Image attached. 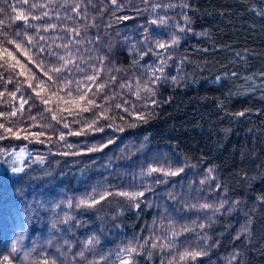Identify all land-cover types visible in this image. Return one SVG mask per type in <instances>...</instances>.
Instances as JSON below:
<instances>
[{
    "label": "trees",
    "instance_id": "16d2710c",
    "mask_svg": "<svg viewBox=\"0 0 264 264\" xmlns=\"http://www.w3.org/2000/svg\"><path fill=\"white\" fill-rule=\"evenodd\" d=\"M0 125V264H264V0H0Z\"/></svg>",
    "mask_w": 264,
    "mask_h": 264
},
{
    "label": "snow or ice",
    "instance_id": "6c2138e0",
    "mask_svg": "<svg viewBox=\"0 0 264 264\" xmlns=\"http://www.w3.org/2000/svg\"><path fill=\"white\" fill-rule=\"evenodd\" d=\"M21 18H23V17H22V16H21V17H18V19H21ZM159 46H160L161 48L165 47V45H163V44H161V45H159ZM5 54H6L8 57H10L11 59H13V60L16 59V58L12 55V53L7 52V50H5ZM17 63H19V61H17ZM54 71H57V72H58V71H60V69H54ZM22 74H23V73H22ZM88 79H89V80H93V79H95V77L89 76ZM29 87H32V85L29 84ZM37 87H40V86L38 85ZM41 91H43V88H41ZM36 95L39 96V95H40V92H37ZM85 99H87V95H86V94H85V95H82V96L79 98L78 101H73V103H75L76 106L79 108V107H80V101H83V100H85ZM48 102H49V101H47V100L44 101V103H48ZM65 103H69V101H65ZM88 104H91V105H94V106H95V102L92 101V100H88ZM80 110H81V111H88L89 109L85 107V108H81ZM50 111H51V110H50ZM65 111H69V112H71V109H65ZM12 115H16V113H12ZM53 119H56V117L53 116ZM64 126L67 127L68 125L65 124ZM0 127H3V126L0 125ZM6 131L9 132V133H12V129H11V128L6 129ZM72 134H74V135H80L79 132H77V133H72ZM14 135H16L17 138H19V134H18V133H14ZM25 138H26V137H25ZM61 139H63V137H61ZM14 171H20V170H19V169H14ZM156 171H162V170L155 169V168L150 169V172H156ZM165 174H166V175H168V174H170V175H178V172H169V173H165ZM118 194H119V195H122V196H125V197H127V198H129V199H136L137 197H140V196H143V195H144L143 192H138V193L122 192V193H118ZM100 199H101V200L106 199V196L101 195ZM99 202H100V201H92V203L89 204L88 201H81V204H84V205H87V206H93L94 204L99 203ZM204 207H208V206H207V205H204ZM129 252H135V249H134V248H133V249H129ZM198 255H200V253H186V256H185V257H182V259L186 258L187 256H191L192 258H195V257L198 256ZM7 259H8V258L5 257V258H4V261H7ZM44 264H47V261H45ZM121 264H130V262H129L128 260H124V261L121 262Z\"/></svg>",
    "mask_w": 264,
    "mask_h": 264
}]
</instances>
